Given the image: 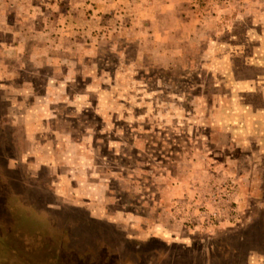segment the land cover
<instances>
[{
    "label": "rangeland",
    "instance_id": "obj_1",
    "mask_svg": "<svg viewBox=\"0 0 264 264\" xmlns=\"http://www.w3.org/2000/svg\"><path fill=\"white\" fill-rule=\"evenodd\" d=\"M147 1L0 0V264H264V0Z\"/></svg>",
    "mask_w": 264,
    "mask_h": 264
},
{
    "label": "flooded vegetation",
    "instance_id": "obj_2",
    "mask_svg": "<svg viewBox=\"0 0 264 264\" xmlns=\"http://www.w3.org/2000/svg\"><path fill=\"white\" fill-rule=\"evenodd\" d=\"M44 202L46 203V200H44ZM11 211L13 212L14 209L11 207V201H9V197L0 196V241L3 243L2 246L7 245V243H5V241L6 240L9 241V237H8L9 234L14 232V235H16L18 237L20 235L22 236L20 239L23 240V243L20 244V247H23V248L28 249V250H31V248H33V247H42L41 246L42 244L39 245L40 243L37 242V241L41 240L39 235L33 236L32 234L30 235V233H25V231L23 232L22 229H19L15 225V219L12 215H10V213H12ZM7 215H9V216H7ZM36 234H38V233H36ZM100 246L104 249L107 248L105 245H100ZM11 249H15V248H13V245L11 246ZM85 250L86 251H84V252L82 251L83 254H81V253L77 252L78 250L75 249L73 251V258H72V256L68 255L66 259H64V257H62L61 260H58V256L55 254L54 255L55 259H51L50 262H51V264H64V263L83 264L85 262H89L91 260V259H89V257H91L90 247L87 246L85 248ZM92 257L94 258V256H92ZM93 262H95V260ZM99 262L105 263V260L98 261V263Z\"/></svg>",
    "mask_w": 264,
    "mask_h": 264
},
{
    "label": "crops",
    "instance_id": "obj_3",
    "mask_svg": "<svg viewBox=\"0 0 264 264\" xmlns=\"http://www.w3.org/2000/svg\"><path fill=\"white\" fill-rule=\"evenodd\" d=\"M160 3H162V10H171V23H204L206 22L207 16L210 13L207 10V5H201L200 7H198L195 0H148L147 5L149 8L155 10L154 18L157 20L162 18L163 16L161 15L163 11L159 10ZM126 9L128 10L129 8ZM199 15H201V18H196V20L192 21V18L198 17ZM130 24L131 23H121L120 27L123 28L125 26L124 29H126V32L129 31L131 33V31H134V33L136 34V41H138V38H141L139 42L140 45L144 37L140 35V33L138 32V28L133 27ZM153 53V51H150V53L147 55L150 56L148 58H152L155 60L156 55ZM137 54V58L138 56L139 58H141V53L138 52Z\"/></svg>",
    "mask_w": 264,
    "mask_h": 264
}]
</instances>
